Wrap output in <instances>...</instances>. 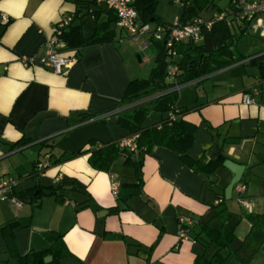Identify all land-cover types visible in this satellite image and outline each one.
<instances>
[{
    "label": "crops",
    "instance_id": "obj_1",
    "mask_svg": "<svg viewBox=\"0 0 264 264\" xmlns=\"http://www.w3.org/2000/svg\"><path fill=\"white\" fill-rule=\"evenodd\" d=\"M227 5L214 0L205 7L208 15L198 16L209 18ZM105 9L92 5L73 18L72 26L80 28L71 30L64 50L72 63L55 74L38 60L26 65L21 59L44 53L53 26L72 17L75 4L0 0V12L10 17L0 28V177L17 180L7 196L20 200L37 186L44 193L20 208L0 200V264H195L197 256L210 259L219 248L204 226L234 234L220 249V264H264V30L257 26L264 14L243 47L234 40L240 60L177 91V105L187 109L183 118L195 125L187 157L208 161L219 147L226 159L245 166L244 180L225 199L229 170L222 165L208 178L161 145L133 153L130 161L119 156L106 171L89 164L93 150L129 135L118 117L134 105L123 104L122 97L137 79L116 30L113 41L88 43L97 23L113 17ZM230 24L238 37L250 31L248 24L239 35L243 22ZM111 28H118L116 22ZM247 91L251 104L242 102ZM43 112L53 115L41 120L35 138H27L26 125ZM168 115L151 111L142 127L158 126ZM40 161H48L43 173L36 169ZM113 181L119 182L116 195ZM221 197L223 217L216 208ZM181 215L191 219L187 239L178 235ZM51 246L56 252L47 251Z\"/></svg>",
    "mask_w": 264,
    "mask_h": 264
},
{
    "label": "trees",
    "instance_id": "obj_2",
    "mask_svg": "<svg viewBox=\"0 0 264 264\" xmlns=\"http://www.w3.org/2000/svg\"><path fill=\"white\" fill-rule=\"evenodd\" d=\"M66 1L73 2L76 7L70 23L62 33V38L66 42L68 50V35L72 29L80 28V26H72L73 18L78 16L79 11L83 8L89 9L92 5L98 4L95 0ZM213 1L184 0V5L180 6L183 8V13L177 21L186 22L198 16L197 11L202 7L205 8L207 5L213 4ZM156 4L157 0H132V6L137 13V21L141 25H150V22L153 21H156V25L160 26L172 25L173 23L164 22L155 14ZM192 7L193 11L188 12V8ZM105 11H108L110 16L112 15L113 17H109L105 22L97 23L88 41L89 44L114 40L115 29L111 28V24L116 22L117 18L111 10L106 8ZM241 21L243 24L239 29V35H242L246 31L247 25L250 23L246 19ZM95 22L97 21L95 20ZM230 23L224 20L215 22L209 30L204 32L203 38L199 43L186 42L177 44V55L173 58L167 57L166 49L162 42L150 37L147 48L152 47L155 50V64L151 68L147 78L133 79L128 83L122 97V102L126 105H134L130 109L123 111L118 117V123L128 131L130 136L138 135L135 139L136 150L131 152L120 148L118 145L119 140L103 144L97 150H93L88 157V162L94 169L106 171L119 156H123L126 161H130L133 153L143 150L147 152L153 145H161L179 152L181 159L194 171L202 172L208 178H212L215 175L217 168L221 167L223 161L226 159L219 147L216 152L211 153L208 161H203L202 159L191 160L186 155L187 148L191 145L193 139L195 125L183 118V114L187 109L180 108L177 105L178 90L175 89V86L189 83L200 76L227 66L243 57V55H240L236 51L234 40L238 36L233 33ZM128 36L131 38L130 35ZM170 63L177 67V71L168 78ZM147 98L151 99L148 100ZM144 99L147 100L142 101ZM139 101L142 102L138 103ZM151 111L168 112L169 115L158 126L144 128L142 127L143 120ZM36 169L38 172L43 173L46 168ZM59 186L61 184H58L56 188H59ZM35 191L37 194L34 196ZM49 193H54V191ZM42 194L44 193L41 187L37 186L31 194L26 195L25 192L19 199L22 203L28 202L29 200L39 198ZM225 203L226 200L224 197H221L216 205L217 215L220 217H223L227 213ZM203 229L210 242L217 244L219 248L210 259L197 256L195 264H220L224 260L220 249L228 245L233 239L234 234L227 229L217 230L207 226H204ZM49 250L56 252V247L51 246L47 251ZM34 254H39V259H42L41 252H35L32 255Z\"/></svg>",
    "mask_w": 264,
    "mask_h": 264
},
{
    "label": "built area",
    "instance_id": "obj_3",
    "mask_svg": "<svg viewBox=\"0 0 264 264\" xmlns=\"http://www.w3.org/2000/svg\"><path fill=\"white\" fill-rule=\"evenodd\" d=\"M97 4L104 5L108 10H111L116 18L117 26L130 35L133 41H141V44L146 48L149 44L150 37L162 42L167 53V57L173 58L177 55L176 45L180 43L192 42L199 43L203 38L205 31L209 30L211 26L217 21H227L230 23L232 20H248L264 14V0H228V5L225 10H221L213 14L209 18H202L195 16L186 22L175 21L170 26L156 25H141L137 21V13L132 6V0H95ZM172 3L183 6L184 0H170ZM71 17H63L57 24L53 26L52 34L46 39L45 51L42 55L35 57L22 58L21 62L26 65H33L35 61L41 66L48 67L55 74H63L66 69L71 65L72 60L69 55L64 52L66 43L62 38L63 30L68 26ZM10 22V17L3 12H0V28L6 27ZM257 26L264 30V23L257 21ZM177 67L174 64L168 67V78L174 75ZM180 86L176 85L175 89L178 90ZM256 92V90H252ZM145 100V99H144ZM251 92L247 91L242 95V102L244 104L253 103ZM137 134L128 135L119 140L118 145L128 151L134 152L136 150L135 139ZM48 166V161H40L37 163V168L43 169ZM17 185V180L14 177H0V200H7L16 208L22 206V201L7 196L6 193L11 191ZM119 187L118 181H113L110 184L111 192L116 195ZM235 190L238 193L244 191L242 184H237ZM241 203L248 205L247 202L240 200ZM191 224V219L186 215L178 217L179 231L178 235L181 239L188 238L187 226Z\"/></svg>",
    "mask_w": 264,
    "mask_h": 264
},
{
    "label": "rangeland",
    "instance_id": "obj_4",
    "mask_svg": "<svg viewBox=\"0 0 264 264\" xmlns=\"http://www.w3.org/2000/svg\"><path fill=\"white\" fill-rule=\"evenodd\" d=\"M226 0H217V4L220 7H223L225 5ZM208 8H200V10L197 11L198 15L201 16H207L208 15ZM183 8L179 5H176L172 3L170 0H157L156 8H155V14L161 18L164 22L167 23H174L177 19H179L182 16ZM256 18L252 19L249 23L250 31H247L244 33L241 37L239 36L236 42H238L239 47L244 46V41H249L248 39L251 38L252 34L255 32L256 26ZM157 24L156 21L150 22V26L153 28ZM235 24V23H234ZM232 28V27H231ZM116 34L119 36L121 34L123 40H119L120 46L123 53H130V61H128V64H130V67L132 71H135L137 78H145L148 77L151 68L155 64V50L150 48H144L141 44V41H133L127 33L118 28H115ZM234 29L232 28V31ZM235 34H238V30L235 29ZM236 39V38H235ZM139 56V59H138ZM214 246H211L209 249H207V253L209 254Z\"/></svg>",
    "mask_w": 264,
    "mask_h": 264
},
{
    "label": "water",
    "instance_id": "obj_5",
    "mask_svg": "<svg viewBox=\"0 0 264 264\" xmlns=\"http://www.w3.org/2000/svg\"><path fill=\"white\" fill-rule=\"evenodd\" d=\"M188 11H191V10L188 9ZM151 21H153V20L151 19ZM138 59H139V56H138ZM51 115H53V113H51V112H43V113L38 114L31 122H29L26 125V127L24 129L26 137L30 138V139L35 138L38 124L41 122L42 119L49 117ZM214 151L216 152L217 149L214 148ZM134 157H137V154L132 156V158H134ZM222 165L224 168L229 170V172L232 174V178L224 190L225 199H230L234 185L236 183L244 180V179H242V175H243L245 166L237 164V163H235L229 159H225L223 161Z\"/></svg>",
    "mask_w": 264,
    "mask_h": 264
}]
</instances>
